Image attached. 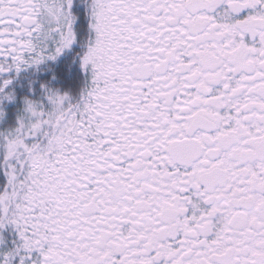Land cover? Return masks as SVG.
<instances>
[{"label":"snow or ice","instance_id":"snow-or-ice-1","mask_svg":"<svg viewBox=\"0 0 264 264\" xmlns=\"http://www.w3.org/2000/svg\"><path fill=\"white\" fill-rule=\"evenodd\" d=\"M0 264H264V0H0Z\"/></svg>","mask_w":264,"mask_h":264}]
</instances>
